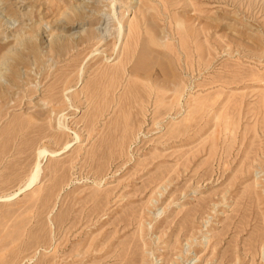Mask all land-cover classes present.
<instances>
[{"label": "rangeland", "instance_id": "374dc122", "mask_svg": "<svg viewBox=\"0 0 264 264\" xmlns=\"http://www.w3.org/2000/svg\"><path fill=\"white\" fill-rule=\"evenodd\" d=\"M64 1L0 0V264H264V0Z\"/></svg>", "mask_w": 264, "mask_h": 264}, {"label": "bare ground", "instance_id": "6f19581e", "mask_svg": "<svg viewBox=\"0 0 264 264\" xmlns=\"http://www.w3.org/2000/svg\"><path fill=\"white\" fill-rule=\"evenodd\" d=\"M64 1V0H63ZM164 1H167V2H169L170 3V1L172 2L173 0H164ZM115 2V1H114ZM174 2V1H173ZM64 3H66L65 1H64ZM138 3V2H137ZM92 3H89L88 2V0H69V2H67L66 4H65V8H64V10H63V13L62 14H64V15H68L69 16V18H70V16H76V17H83V18H85L84 17V15H88L89 14V12H90V15H91V11L90 10H92V8H94V5H91ZM96 5V4H95ZM63 6H64V4H63ZM62 6V7H63ZM131 6V5H130ZM138 6H141V8H144V6H145V4H144V6L143 5H138ZM137 6V7H138ZM143 6V7H142ZM148 7V6H147ZM97 8V7H96ZM140 7H139V10L141 9ZM150 8V7H149ZM147 8L145 7V9H143V13H144V19L145 18H153L152 16L153 15H150L149 14V12H147V13H145V11H147L146 10ZM142 10V9H141ZM94 11H96V9L94 10ZM92 12H93V10H92ZM141 12V11H140ZM142 13V12H141ZM94 14V13H93ZM93 16V15H92ZM75 17V18H76ZM180 17H182V16H180ZM72 18V17H71ZM191 18V17H190ZM147 20H150V19H146V21ZM146 21H144L145 22V24H146ZM148 22H150V21H148ZM148 24V23H147ZM156 24H154V23H149V27L148 28H150V30L151 31H157V29H158V27H157V29H156V26H155ZM97 28V27H96ZM145 28H147V27H145ZM148 32H149V29L147 30ZM96 31L95 30H91V32H89L90 33V35H89V37H90V39H91V37H93L94 38V36H95V34L97 33V32H99V31H97L96 33H95ZM157 32H159V31H157ZM152 34H153V32H151ZM150 33V34H151ZM149 34V33H148ZM159 35H160V33H158ZM157 33L154 35V37L156 38V39H154V40H157V41H159L160 39H157V38H160L159 37V35H158ZM87 38L86 39H88L89 37L88 36H86ZM119 37V36H118ZM95 38H96V36H95ZM97 38H98V36H97ZM162 38V37H161ZM85 39V38H84ZM151 39H152V36H151ZM151 39H148V42H150V40ZM153 39L151 40V41H154ZM146 43H147V41H146ZM145 43V44H146ZM144 44V47L145 46H147V47H145V51L146 50H150V48H152V47H150L149 48V44L147 43L146 45ZM147 48V49H146ZM142 49V50H143ZM151 50H153V49H151ZM154 51V50H153ZM152 52V51H151ZM149 53H150V51H149ZM145 55V54H144ZM4 60V59H3ZM5 61V60H4ZM6 62V61H5ZM2 63H4L3 61H2ZM6 65H7V63H6ZM4 66H5V64H4ZM2 67V68H6V67ZM6 70V69H5ZM4 70V71H5ZM0 71H2V70H0ZM8 71V70H7ZM7 73V72H6ZM3 74V72H0V76ZM60 155V151H48V150H42V151H40V157H39V160H38V162H37V165H36V168H35V170H34V172H33V174H32V177L28 180V182L23 186V187H21L20 189H19V191L18 192H16V193H14V194H12V195H8V196H6L4 199L5 200H7V201H10V200H13V199H15L18 195H20V193H23V192H25V191H27V190H30V189H33L39 182H41V163H42V161H43V159L45 158V157H48V156H59ZM1 199V198H0Z\"/></svg>", "mask_w": 264, "mask_h": 264}]
</instances>
